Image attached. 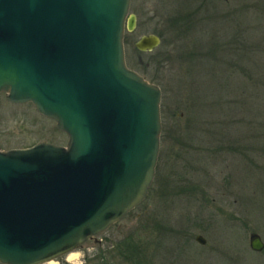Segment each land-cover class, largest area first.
I'll list each match as a JSON object with an SVG mask.
<instances>
[{
	"label": "rangeland",
	"instance_id": "1",
	"mask_svg": "<svg viewBox=\"0 0 264 264\" xmlns=\"http://www.w3.org/2000/svg\"><path fill=\"white\" fill-rule=\"evenodd\" d=\"M204 1L207 20L197 37L191 14ZM130 12L137 23L126 33L128 65L163 90L155 181L140 205L78 246L76 260L57 261L264 264V253L250 246L252 232L264 240L256 162L264 165V154L257 159L258 149L264 152V0H132ZM182 15V27L175 25ZM148 34L161 44L141 51L136 42ZM214 41L228 49L221 63ZM40 142L66 146L68 135L33 103L14 104L2 93V149Z\"/></svg>",
	"mask_w": 264,
	"mask_h": 264
},
{
	"label": "water",
	"instance_id": "2",
	"mask_svg": "<svg viewBox=\"0 0 264 264\" xmlns=\"http://www.w3.org/2000/svg\"><path fill=\"white\" fill-rule=\"evenodd\" d=\"M132 0H0V96L33 103L66 146L0 144V263L45 264L141 204L161 150L162 88L127 62ZM157 34L136 47L153 51ZM196 241L206 244L202 235ZM250 246L264 250L257 232Z\"/></svg>",
	"mask_w": 264,
	"mask_h": 264
},
{
	"label": "trees",
	"instance_id": "3",
	"mask_svg": "<svg viewBox=\"0 0 264 264\" xmlns=\"http://www.w3.org/2000/svg\"><path fill=\"white\" fill-rule=\"evenodd\" d=\"M201 5H203V6L199 7L197 10L195 9V11L191 14L194 17V21H191V22H193L192 28L194 26L193 32L197 33V37H198V33L202 32V30H203V28H204V26L206 24V21H204V20H207L206 14H207V6H208V4L205 3V1H204L203 4H201ZM204 5H206L205 9H204ZM202 12H204V13L202 14ZM183 16L184 15H182L181 17L178 18V20L175 21V25L178 23L182 27L181 21L185 20V16H184V18H183ZM199 16H200V18H199ZM186 23H188V22H186ZM189 30H190L189 31V33H190L192 29H189ZM179 31L181 32V28H180ZM224 45H226V44H223V43H220V42L218 43V41H214L212 43V45H211V47L213 49L212 50L213 51V56H214V58H217L219 60V63H221V59L227 55L226 52L228 51V49H226L225 48L226 46H224ZM228 45H227V47H228ZM206 54H207V50H206L205 56H206ZM246 55H248V54H246ZM199 59H201V54L199 55ZM239 63H241V62H239ZM230 77H233V76H230ZM261 128H262V126H260L259 129H261ZM260 133H261V131L259 132V134ZM258 136H257V138H258ZM262 138H264V136Z\"/></svg>",
	"mask_w": 264,
	"mask_h": 264
},
{
	"label": "flooded vegetation",
	"instance_id": "4",
	"mask_svg": "<svg viewBox=\"0 0 264 264\" xmlns=\"http://www.w3.org/2000/svg\"><path fill=\"white\" fill-rule=\"evenodd\" d=\"M261 139V138H260ZM259 148V147H258ZM258 157H257V159L260 157V155L261 154H264V152L262 151V150H260V149H258ZM257 162V169L259 170V172H260V176H262L261 177V180H260V183H261V185H260V187H262V186H264V165H262L261 164V162H260V158L256 161ZM264 189V188H263ZM216 194H218V193H216ZM224 195H226V193H222V196H224ZM213 201H217V198L216 197H214V199H213ZM260 236H261V234H260ZM262 237V236H261ZM263 239V238H262ZM264 241V240H263ZM256 252H258V253H264V250H262V251H256Z\"/></svg>",
	"mask_w": 264,
	"mask_h": 264
},
{
	"label": "bare ground",
	"instance_id": "5",
	"mask_svg": "<svg viewBox=\"0 0 264 264\" xmlns=\"http://www.w3.org/2000/svg\"><path fill=\"white\" fill-rule=\"evenodd\" d=\"M78 257H79V256H78V253H77V252H71L70 254H68V255L66 256V258H67L68 261H74V260H76ZM45 264H59V262L56 261V260H51V261H49V262H47V263H45Z\"/></svg>",
	"mask_w": 264,
	"mask_h": 264
}]
</instances>
